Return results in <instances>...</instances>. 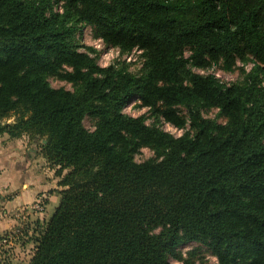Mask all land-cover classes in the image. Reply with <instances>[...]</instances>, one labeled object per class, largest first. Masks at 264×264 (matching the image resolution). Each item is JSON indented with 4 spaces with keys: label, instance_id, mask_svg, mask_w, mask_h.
Listing matches in <instances>:
<instances>
[{
    "label": "trees",
    "instance_id": "16d2710c",
    "mask_svg": "<svg viewBox=\"0 0 264 264\" xmlns=\"http://www.w3.org/2000/svg\"><path fill=\"white\" fill-rule=\"evenodd\" d=\"M83 26L141 71L100 66ZM239 62L234 83L196 71ZM135 99L183 135L125 114ZM0 135L40 141L60 178L27 264H191L192 242L264 264V0H0Z\"/></svg>",
    "mask_w": 264,
    "mask_h": 264
},
{
    "label": "rangeland",
    "instance_id": "374dc122",
    "mask_svg": "<svg viewBox=\"0 0 264 264\" xmlns=\"http://www.w3.org/2000/svg\"><path fill=\"white\" fill-rule=\"evenodd\" d=\"M77 41L80 45L94 48L98 52V54H93V57L97 58L99 65L102 67H108L117 61H125L126 63L130 64V71L133 73H139L143 67L144 59L142 58L141 50L135 49L131 53L122 54L118 48L107 47L102 39L96 38L94 30L90 26H83L81 28L77 34ZM186 55L189 56L190 52H186ZM242 66L243 64L239 62L237 68L233 72L224 71L221 65H214L207 70L196 69V71L202 74H214L227 83H234L242 79L240 72V68ZM252 66L253 65L250 63L247 68L250 69ZM50 83L55 88H66L72 91L74 90L73 84L59 80L55 77L50 78ZM141 105V101L139 99H135L128 104L124 112L125 114L132 117H145L147 124L155 125L156 127L169 132L171 131L162 118L157 120L152 116L148 108L142 107ZM218 113L219 112L217 109H213L211 111L204 112V116L206 118H216ZM16 118L17 116H11L9 119L4 120L3 123L13 124L15 123ZM225 121V119H220V122ZM85 125L91 131L95 129V122L91 118H86ZM171 133L180 136L183 132H179V130H172ZM22 138L25 140V142L29 141V143L27 142L29 147L35 145L37 148H39L40 141L37 139H33L29 136H24ZM6 143L7 141H3L0 138V153L3 149H8L11 151L15 148L14 144ZM152 157H154V152L149 148H144L141 154L136 157V159L138 162H143ZM46 163L48 166L43 168L41 166V162H39L37 165H39L38 167H41L40 172L42 175L43 173H47L44 176L45 181L48 183L52 182L53 185V188L49 194L53 195L55 193L56 198L49 202L48 195H41L40 197H37L34 203L17 209L16 214L15 212H12V217L5 216L2 209L0 208V219L12 218L16 220V226L9 230L0 231V240L7 238L9 235L16 232V236L12 237V239H9L10 241H8L5 247L0 248V264H27L34 253V244L30 240L34 235V229L38 228V223L42 225L43 223L49 221L56 208H58L60 204V197L57 194V192L61 189L59 188L60 178L56 175L55 168L52 167L47 161ZM2 192L3 190L1 191V194ZM4 195L6 194L4 193ZM38 201L44 204L45 210L42 212L32 209V207ZM22 226L24 228H21ZM190 253H194V255L191 256ZM178 254L185 260L188 259L191 264H219L217 258L211 253V251L206 246L199 243L192 242L181 247L178 250ZM170 261L173 264H183V262L175 257H171Z\"/></svg>",
    "mask_w": 264,
    "mask_h": 264
},
{
    "label": "crops",
    "instance_id": "0c3cea01",
    "mask_svg": "<svg viewBox=\"0 0 264 264\" xmlns=\"http://www.w3.org/2000/svg\"><path fill=\"white\" fill-rule=\"evenodd\" d=\"M0 138L7 141L6 144L15 145L13 150L3 149L0 153V208L4 215L12 217V212L16 214L17 209L34 203L41 195H48L49 202L55 199V193L49 194L53 188L52 182L45 181L47 173L42 175L41 167L37 165L41 162L42 168L48 166L40 149L35 145L29 147V141L25 142L23 138L11 139L7 135H0ZM2 190L6 195L1 194ZM2 219L0 231L16 226V220Z\"/></svg>",
    "mask_w": 264,
    "mask_h": 264
},
{
    "label": "built area",
    "instance_id": "2783aa9c",
    "mask_svg": "<svg viewBox=\"0 0 264 264\" xmlns=\"http://www.w3.org/2000/svg\"><path fill=\"white\" fill-rule=\"evenodd\" d=\"M165 123H166V122H165ZM166 124H167L168 128H170L171 131H172V130H175V131L179 130V132H183V133H184V130H183V129H178L177 127H175L174 125H172V124H170V123H166ZM166 131H167V130H166ZM171 131H170V133H171ZM168 132H169V131H168ZM183 133H182L180 136H182ZM172 134H173V133H172ZM175 136H177V135H175ZM180 136H177V137H180ZM32 209H33V210H37V211L42 212V211L45 210V207H44V204H43V203H41V202L38 201V202L32 207ZM21 228H24V227L22 226ZM20 232H21V231H20ZM15 233H16V232H14V233H12L11 235H9V237L2 239V240L0 241V248L5 247V245L8 243V241H10L9 239H12V237H14V236L16 235Z\"/></svg>",
    "mask_w": 264,
    "mask_h": 264
}]
</instances>
